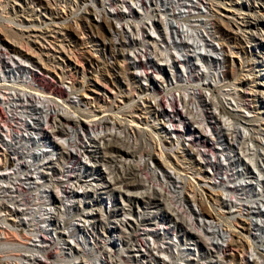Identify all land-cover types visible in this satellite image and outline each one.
<instances>
[{"label": "bare ground", "instance_id": "6f19581e", "mask_svg": "<svg viewBox=\"0 0 264 264\" xmlns=\"http://www.w3.org/2000/svg\"><path fill=\"white\" fill-rule=\"evenodd\" d=\"M32 1L36 6H40V10L33 11L36 22L44 21V26L51 28L52 36L49 35L51 48L48 50L45 48L48 51L45 61L50 67H43L38 61L32 60L33 67H27L12 56L15 53L27 62L30 60L25 55L27 53L23 54L17 47L0 46V71L5 77L2 78L0 75V92L4 90V94L7 95L4 100L0 98V121L7 126L8 121L22 120V115L28 113V109L40 108L38 104L47 109L45 123L41 126L37 122V117H33L34 125L21 124L37 134H43L45 130L43 126L46 125L51 129L53 137L65 140L60 147L52 146L57 158L43 164L49 170L41 172L44 183L56 186L61 198L52 200L53 204L60 203L57 205L59 208L57 217L50 212V216L46 218L38 216L44 210L47 211L44 209L47 202L43 200L42 195L31 194L29 199L16 201L17 205L20 202V205L27 206L26 209L13 210L8 202L2 201L0 205L5 217L4 223L0 225V248L15 247L21 252L25 251L16 260L18 262L16 264H95L88 259L91 254L98 256L94 259H101V264L154 262L161 264V261L157 262L152 254L151 246L147 248V242L141 232L143 230L150 234L154 229H150L149 226L161 220V217L150 212L134 215L120 210L119 214H122L123 219L119 220L125 222L126 228H123L119 243L111 239V244L108 245V240L98 233L90 251L85 244L82 247L79 240L89 229L88 223H93V227H97L103 225V222L110 221V216L100 210L96 212L98 215L96 216L91 212L73 213L71 212L73 206L65 208L63 199L78 196L86 200L88 192L84 196H79V192L61 188L59 185L64 182L83 181L86 183H82L84 186L97 187V192L94 191L97 195L118 191L128 197L126 202H133L134 196H140L147 206L170 207L169 209L174 212L172 215L175 236L186 245H189L187 241L190 240V245H195L196 248L201 247L202 243L207 244L208 250L204 254L212 264H250L246 254H254V261L263 264L264 250L260 247L264 245L261 236L264 235V227L261 224L253 226L252 218L261 219L264 217V211L251 205L250 199L255 196V203H259L257 198L259 195L255 193L250 179L247 183L241 181L253 178L254 174L245 158L250 162L255 161L256 165L260 162L264 164V117L249 118L244 114L245 110L257 111L258 95L259 93L264 95V83H261L264 80V47L257 43L255 32L253 33V29L264 23V16L256 11L264 6V0H258L259 2L256 0L255 4L251 2L247 6L240 0H106L109 5L131 8L130 14H127L129 19H136L133 15L134 10H138L133 8L135 5H141L140 9L144 11L145 19L132 22V27L121 32L114 29L113 21H125V13H120L117 8L111 17L100 15L94 4L87 3L88 0H83V7L71 0H46L53 5L48 11L39 0ZM104 2L101 1L102 5ZM8 4L9 0H0V9L3 10ZM222 4H226L227 7ZM81 10L86 14L94 12L97 15V24L100 20L111 28V31L108 29L110 34H105L110 35L108 43L113 45L112 59L116 60L113 63L96 64L93 59L79 55L67 43L69 35L64 31L62 22L70 19L76 31L82 36L83 44L92 47L98 44L94 24L90 22L89 16L79 14ZM56 17L64 21H58ZM216 18L224 19L244 44L254 46V50L259 54L258 58L250 61L231 45L226 51L222 43L226 39L222 38L214 26L213 21ZM9 28L7 32L10 37L17 40L27 51L34 53L37 49H34L33 43L39 42L41 36L44 39L47 36L41 32L33 33L32 28L20 32ZM153 30L157 31L160 38L152 35ZM25 32L29 35L28 39L31 37L36 41L28 40L24 36ZM113 35L118 37L113 38ZM126 47L132 48L135 58H147L146 62L139 63L138 59L131 62L130 55L124 51ZM152 56L165 61L164 64L173 70L172 77L156 78L160 85L151 82L148 89L143 88V84L140 87L135 85L127 94L118 92L112 93L111 96L93 83L107 75L113 80L119 73L126 77L128 71L136 75V78L141 77L150 82L152 80L150 73L160 71L159 64L151 58ZM121 57L124 65L117 61ZM196 57L209 67L208 73L205 71L201 73V69L192 60ZM87 60L96 65L93 70L85 67ZM232 64L237 69L233 77L229 78L221 69ZM88 80L92 84L86 86ZM101 82L102 85L109 86L107 81ZM66 88H69V91ZM110 90L114 91L113 88ZM79 92L83 94L79 95ZM207 92H210L211 96ZM72 95L74 97H71ZM135 97L138 98V102L134 100ZM127 99L132 100L131 106H128ZM153 100L156 104H153ZM177 104H182L186 112L179 111ZM119 113L123 114V117ZM80 115L88 116L90 119L83 120ZM143 119L146 120L147 126L153 125L158 131L151 130L153 140L143 135L145 156L135 159ZM180 124H183V129L179 128ZM170 127H174L175 130L171 131ZM7 130L9 133L12 132L10 128ZM81 131L84 134H81ZM18 134H21L19 127ZM159 137L165 138L172 145L179 143L181 157L177 155L175 158L181 170H176L174 175L173 173L170 175L174 179V184L171 185L159 179L158 173L150 171L151 168L149 169L145 162V159H148L144 158L146 156L151 157L155 154L154 156L162 158L167 154L165 149L168 147L164 146ZM185 138L199 158L191 156L186 147L188 145L182 143ZM154 144L156 145L153 150ZM20 148L24 149V142H16V148L9 146L0 151V156H3L0 169L7 166L20 167L13 172L18 176L14 192L22 195L24 192H32L33 189L38 190L42 182L35 179L28 170L34 166L35 153L25 152L29 149L20 152L17 150ZM219 151L222 154L228 152L227 164L219 161ZM21 153L28 155L32 160L25 161L21 158ZM10 154L16 155L17 158L10 157ZM82 154L91 161L112 164L108 166L107 175L96 176L97 174L87 172L79 160ZM130 157L134 161H129ZM63 164L68 166H62ZM169 164V169L173 170L174 168L170 167L171 163ZM59 170L60 177L53 178L55 171L59 173ZM259 171L264 176V170ZM14 199L11 198L10 202L15 204ZM184 201L198 207L199 210L193 207L187 210ZM66 218L78 220L77 224L75 222L78 226L77 231H68V224L64 220ZM41 219L49 224L48 229L42 228L39 224ZM200 220L204 224H200ZM235 226L249 231L250 235L253 231L257 233L253 238L246 237L237 231ZM15 228L20 232L17 243L25 235L24 242L19 243L20 245L10 240L16 236L13 230ZM162 228L168 230L171 226ZM77 233L81 236L80 239ZM156 234H160L159 231L154 233ZM212 237L223 240L226 246L216 243ZM60 241L65 243L66 248H62L63 251L59 249L58 253L55 251L54 254L52 250ZM72 242H76L78 248ZM119 245L120 248H125L122 251L125 254H120ZM190 259L193 260V257ZM259 260L262 263H259Z\"/></svg>", "mask_w": 264, "mask_h": 264}, {"label": "rangeland", "instance_id": "374dc122", "mask_svg": "<svg viewBox=\"0 0 264 264\" xmlns=\"http://www.w3.org/2000/svg\"><path fill=\"white\" fill-rule=\"evenodd\" d=\"M39 1L41 2L42 6L46 7L45 10L48 11V7L46 5L47 1H45V0H39ZM71 1L75 4L79 3L80 7H83V3H84L83 0H71ZM101 1L102 0H100V4L102 5ZM104 1H105L104 4L106 3L108 6L109 3L106 0H104ZM240 1L243 5L247 6V4L254 2L256 0H252V1L251 0H240ZM93 2L95 4H98L99 0H93V1L88 0L87 3L94 4ZM226 4H224V5L222 4V6L227 7ZM254 4H255V2H254ZM13 5H15V6H13ZM257 5H259V3H257ZM133 8H139L140 9L141 5L140 6L135 5ZM36 9L40 10V6H36L35 2L32 0H9L8 6L3 8V10L0 9V46L2 48H4V45L10 46V47H17L19 50H21V52L23 54L27 53L25 55L27 58L30 59L27 62H25V60L21 59L18 55H15V53L12 54V56L15 59H17L18 61H20L21 63H23L27 67H33L31 65V60L32 61H38L39 63L42 64L43 67H50V65H48V63L45 61V55L48 52L47 51L48 48L49 47L51 48V44H49V41H51L49 39V37L52 36V33L50 32L51 28L50 27L48 28V26H46V25L44 26V21H42V23L36 22V18H35V12H36L35 10ZM57 9H58V7L56 6V10ZM33 11H35V12H33ZM256 11L259 15L264 16V6L258 8V10H256ZM129 12H130V10L127 11V14H130ZM79 14H82V10H81V13H79ZM133 15H135L134 17L136 19H138V17L140 18V11L134 10ZM56 20L62 22V20H59L57 17H56ZM90 22H91V20H90ZM213 22L215 24L214 26H216V28H217L219 34L222 36V38L226 39L225 41H222L226 51L229 50L228 46L231 45V46H234L237 51H240L241 54H243L246 57V59H248L250 61L258 58L259 54H258V51L254 50V46H252V45L248 46L247 44H244L243 41H240L239 38L234 34V32H232L230 25L224 19L216 18V20H214ZM62 24H64L63 25L64 31L69 35V41L67 43L79 55H84L87 58L93 59L94 63H96V64L98 62L103 63V64L104 63L109 64V63H113L114 61H116V60L112 59L113 54H114L113 45L111 43H108V42H110V35L103 33V30L105 28L109 27L107 23L102 22L100 20L98 21V24L92 23V24H94L93 26L95 27V39L99 44V45L97 44L96 47H92L90 45L87 46V45L83 44L82 36L79 35L78 31H76L75 27L73 26L72 20L66 19L65 22H62ZM8 26L11 28H9ZM113 26L115 28L118 27V20L113 21ZM8 28L17 30L19 32H20V30H23V29L28 30V28L29 29L32 28L33 33L35 32L38 34V32H41V33H44L43 34L44 36L45 35H47V36L45 37V39L41 36V39H43V40L38 39L39 42H37L34 38L29 37L30 40L36 41V43H33V45L35 46L34 49L35 48L37 49L34 53L32 51H27L26 48H24L17 40H15L13 37H10L9 33L7 32ZM108 29H109V31H111L110 27ZM154 31H155V36L160 38L157 31L156 30H154ZM33 33H32V35H33ZM253 33H254L255 37L257 38V43L261 44V46L263 45V47H264V23L258 25L255 29H253ZM24 36H26V38H27L29 35L27 32H25ZM46 39H48V40H46ZM104 39H106V40H104ZM105 42H106V44H105ZM42 43H44V44L42 45ZM45 48H47V50ZM94 50L96 51V54H95L96 56L93 53ZM126 52H128L127 54L130 55L131 62H134L135 59H138L139 63L140 62H146V60H147V58H145V57H141L140 59L135 58V52L133 53L132 50H130V49H126L125 53ZM203 52H205V50ZM42 57H44L43 58L44 60L42 59ZM151 58L155 59V62H157L159 64L158 66L160 67V71H152L151 72L152 80L150 82L144 80V78H141V77L136 78V75H132V73H130L128 71V74H127L128 76L125 77L124 74L119 73L115 80H113V78L108 76V75L103 79L101 78L102 81H105V82L107 81L109 83V86L102 85L101 80H98V79L93 81V83L97 84L98 88H100L103 92L104 91L107 92L111 96L114 93H118V92L127 94L129 92V89L135 85H138L140 87V85L143 84V86H144L143 88H145V89L149 88L151 82L153 84L160 85V81H158V80L156 81V78L159 77L161 79L163 76H167V77L171 76L172 77L173 70L171 67L167 66V64L165 65L164 61H160V62H162V64H160L157 61L158 59L154 58V56H152ZM192 60H193V62H195V64L198 65L199 69H201V73L203 71H205L206 73L209 72V70H208L209 67L206 66V64L203 61L199 60L198 57L193 58ZM117 61L120 64L124 65V60L122 57L119 58V60H117ZM94 63H90V61L87 60L85 62V67L88 68L89 70H93L94 67L96 66V65H94ZM111 65H113V64H111ZM178 65L181 66V64H178ZM236 69H237V67L234 64H232V65H228L227 67H223L221 69V72L224 75H226L227 77L232 78L233 75L235 74ZM255 69L256 68H254V70ZM0 75L2 78H5L4 74L1 73V71H0ZM210 77H211V75H210ZM209 80L211 81L212 79L209 78ZM262 81L263 82H261V81H259V82L264 83V80H262ZM213 82L216 83L215 81H213ZM91 84H92V82H89V80L86 81V86H89ZM112 88L114 91L110 92L111 91L110 89H112ZM66 90L69 91V88H66ZM3 91L4 90L1 91L2 93L0 92V98L4 100L5 98H7V95H5ZM263 92H264V89H263ZM82 94H83L82 92H79V95H82ZM207 94L209 96H211L210 92H207ZM71 97H74V96L72 95ZM74 100L76 102L78 101L76 98ZM134 100L136 102H138V98L135 97ZM127 101H128V106H131L130 104L132 103V100L127 99ZM258 101L259 102H257V105L259 107L256 109L257 111H254V112H249L247 110L244 111V114L247 117H249V118L264 117V95L262 93H259ZM68 103L71 104V102H68ZM153 104H156V102H154V100H153ZM37 106H40V108L36 107V108H31V110L28 109L29 110L28 113H24L22 115L24 117V119L26 118L24 124L27 125L29 123L31 125H34L35 120L33 119V117H37V122L39 123L40 126L45 123V116L48 113L46 111L47 109L40 104H38ZM176 107H177V109H179V111L186 112V109L183 108L182 104H180V105L177 104ZM157 108H159V107H157ZM31 112H33V113H31ZM26 114L28 116H26ZM119 115L123 117V114L121 115V113H119ZM81 118L83 120H89L90 119L88 116H84V115H82ZM144 120L145 119H143V121L141 122L142 124L140 125V129L142 130V133L140 134V137H138L139 149L137 150L135 159H139L141 156H145L144 145L142 144L143 143V135L144 136L147 135L149 138H151L153 140L154 138H152V135L150 133L151 130L153 132L158 131V129L154 128L153 125L147 126L146 120L145 121ZM144 124L146 125V127ZM166 126H168V124H166ZM179 126H178L179 128L183 129V127H182L183 124L182 125L180 124ZM196 126H198V125H196ZM43 127H45L43 134H39V133L37 134L33 130H27L24 127H19V132L21 134L27 135V141H32V149H31L32 151H30V150L25 151V149H23V148H20L21 150L17 149L20 152L25 151V152H29V153L30 152L35 153V155H33V158L35 161L34 166L30 167L28 170H29V172H31L33 174V176H35V179H37L39 182H42L41 185L39 184L40 187L38 190L33 189L32 192L31 191L30 192L28 191L27 193L24 192V193H22V195L15 193L14 188L16 186L15 185L16 182L18 181V176L13 174V172L17 171L18 168H20V167L10 168V166H7L4 169H0V201H1L0 203H2V201L8 202V205L13 210L16 208H20V209L25 208L26 209L27 206L20 205L21 204L20 202H18L19 205H17L16 201L17 200L20 201L23 198L29 199V196L31 194L42 195V196H44L43 200H45L47 202V205L44 207V209H47V211L44 210L42 213L38 214L39 218H46L47 216H50V212L53 215L55 214L54 216H56V217L58 215V212H59L58 209L59 208L57 205H60V203L59 204H57V203L53 204L52 203V200L56 201V199H58V197H59V194L57 192L58 191L57 187L54 186L53 184H50L47 182L44 183V180L41 178V176H42L41 172L45 173L49 170L43 164L50 162L51 160L55 161L57 158L56 153L53 152L52 146L55 145V146L60 147L62 145V142L65 141L63 139H57V138L53 137L52 133H50L51 129H48L46 125H44ZM4 128H7L6 124H4L2 121H0V133H3V135L5 134V132L7 133V131H5V132L3 131ZM170 128H171V131L175 130L174 127H170ZM193 128H196V127H193ZM7 129H9V127ZM210 133H211V131H210ZM81 134H84L83 131H81ZM33 138H35V139H33ZM158 139H160V141L161 140L165 141L163 144L166 148L168 147L167 149H165V150H167V152H166L167 154L164 153L165 155L162 158L154 156L155 155L154 154L152 156V159H145V162L149 165V169L150 168L155 169L154 171H157L159 173V179L161 178V179H163V181L165 180L166 182H169L171 185V184H174V179H172V177L170 175L172 173H173L172 175H174V172L176 170H179V171L181 170L180 167L177 165V160L175 158V156H177V155L179 157H181V152L178 150L179 149V143H175L172 145L169 141H166L165 138H163V137H161V138L159 137ZM182 143L183 144L185 143L186 145H188L186 147H187V150L190 151L192 157L199 158L194 153V150L192 149V147L189 146L190 143L186 140V138L183 139ZM155 145L156 144H154L152 146L153 150L155 148ZM0 146H2L1 140H0ZM17 147H19V146H17ZM199 149L205 150V148H202V147H199ZM37 152L39 153L40 156L36 155ZM151 153H154V152H151ZM226 153L222 154L219 151V161H221V163H223V164H225L227 162L226 160L228 158V152H226ZM229 154H231V153H229ZM20 155H21V158H24L25 161H27V159H28V161L32 160V158H31V160H29L30 157L28 158V155H26V154L24 155L21 153ZM99 155H102V154H99ZM231 155L233 156V154H231ZM10 157L17 158V156L14 154H10ZM1 160H3V156H0V161ZM79 160L81 161V165H83V167H85L87 172L92 173V174H97L96 176H99L100 174L107 175L108 166H112V164L109 165L110 163H108V164L106 162L103 163V161H102V164L100 162H96V160H93V159H92L93 161H91L88 157H86L83 154L79 157ZM213 160H215V159L213 158ZM129 161H134V160L132 157H130ZM245 161L247 163H249L250 170L252 172H254V174H253V178H246L247 181L242 180L243 182L241 181V183H247L248 179H250L249 182L253 186L255 193H257L259 195V196H257V198L259 199L258 200L259 203L258 204L255 203V198H256V196H255V198L250 199L251 205L254 206L256 209L260 208L261 210L264 211V202H262V201H264V176L259 171L260 169L264 170V164H262L260 162L259 164L257 163V165H256L254 163L255 161L250 162V160L247 158H245ZM169 163H171L170 167L174 168L173 170L169 169V165H170ZM55 166L58 168L57 165H55ZM62 166H68V164H65V165L63 164ZM59 169H60V167H59ZM57 171H55V177H53V178L58 179V177H60V170H59V173ZM151 171H153V170H151ZM125 172H127V171H125ZM62 177H64V176H62ZM53 182H55V181H53ZM82 183L86 184L83 181H80V182L79 181H73V182H66V183L64 182V183H61L59 185L60 187L62 186L61 188H66V189L68 188L69 190L73 189L74 191L79 192L78 193L79 196H84V194H86L88 192V196H87L86 200L83 199V200H85V204H84V201L78 196H75L74 198L63 199L64 205H66L65 208L67 206L68 207L73 206L72 207L73 209H71V212H73V213H76L79 211H81L82 213L91 212L92 215L94 214L96 216H98L96 214V212L98 210H100V211H102V213H105L106 215L110 216L109 222H103V225H99L97 227H93V223L92 224L88 223L89 229L86 232H84L85 236H83L82 238L79 235V233H77L79 235V239L80 238L82 239V240L81 239L79 240V243L82 245V247H84V244H85L90 251V249L93 247V245L95 243L96 235L98 233L103 235V238L108 240L107 241L108 245L111 244V239H115L117 241V243H119V237L124 232L123 228H126L125 224H124L125 222L119 220V219H123L122 214H119L120 210H123L127 213H133L134 215L150 212L152 214L154 213L158 217H161V220H159L157 222V224H153V225L151 224L149 226L150 229H154V231H151L150 234L149 233L147 234L143 230H141V232H143L142 234L145 237V240L147 242V244H146L147 248H149L151 246L152 254L157 259L156 260L157 262L161 261V264H212L211 262H209L208 258L204 254L208 250L207 244L202 243L201 247L196 248L195 245H192V244L190 245V240L187 241V244H189V245H186V243H181L179 238L175 236L174 227H173L175 225L173 223L174 222V215H172L174 212L172 211V209H169L170 207L165 208V207H167L165 205H162V208L156 207L154 205L153 206H147L142 202V200L140 199V196H134L133 202H126L128 197L120 194L118 191H115V192L110 193V194H103V195L102 194L100 195L98 193V195H97V194H95V192H97V190H98L97 187L92 186L90 188V186L85 185L86 187H89V188H86ZM199 183H202V181H199ZM51 185H53V186H51ZM101 191L102 190H99V192H101ZM207 193H209L208 190H207ZM11 198H15L14 199L15 204L10 202ZM59 198H61V197H59ZM183 204L185 205V208L187 210L192 208V207L196 210H199L198 207H196L194 205L192 206L191 203H188L186 201H184ZM162 209H164V210H162ZM48 213H49V215H47ZM4 214L5 213H4V211L0 205V223H1L0 225H2L4 223V221H3V218L5 217ZM43 214H45V215H43ZM27 217L29 218L31 216H26V218ZM64 220L68 224L67 225L69 228L68 231H77L78 226L76 224H77L78 220L75 219L73 221V220L67 219V218ZM252 220H253L252 221L253 226L255 224H261L264 227V217H262L261 219L253 217ZM75 222H76V224H75ZM199 222H200V224H204V222L202 220H200ZM39 224L42 226V228L48 229L49 224L44 222V220L41 219V221H39ZM163 226H171V229H168V230L163 229L162 228ZM235 229L237 231H239L240 233L244 234L246 237L250 236V238H253L254 234L257 233L256 231H253L252 234L250 235L249 231L243 230L239 226H235ZM13 230H14L16 236L12 237L10 240L14 244L20 245L22 242H24L25 235L23 234L24 237H22L23 235H21L22 240H19V242L17 243V240L20 239V235L18 234L20 232H18L16 230V228ZM158 231L160 234L154 235V233H156ZM261 236H263V239H264V235H261ZM212 238H213V241H215L216 243H219L223 246H226V243L223 240L217 239L214 237H212ZM72 244L75 247H77L76 242H72ZM62 248H66V245L64 242L60 241L57 245L54 246L52 251L55 254V251L58 253L59 249H60V251H63ZM118 248H120V245ZM260 248H261V250H264V245L261 246ZM120 249H121L120 254H123L124 252H122V251H124L125 248L121 247ZM23 252H25V251H23ZM23 252L19 251L15 247L7 248V249H6V247H1L0 248V264H3V263L4 264H8V263L9 264H16V263H18L16 260H18L21 257V253H23ZM235 254L238 255V253H236V252H235ZM246 256H247L248 262L250 264H258L254 261L255 260L254 254L253 255L246 254ZM95 257H98V256L91 254V255H89L88 259L95 262V264H101V262H102L101 259H98L100 262L99 263L98 260L94 259ZM192 257H193V260L190 259ZM43 258H45L44 254H43ZM259 263H262V262L259 260ZM153 264H156V262H154Z\"/></svg>", "mask_w": 264, "mask_h": 264}, {"label": "built area", "instance_id": "2783aa9c", "mask_svg": "<svg viewBox=\"0 0 264 264\" xmlns=\"http://www.w3.org/2000/svg\"><path fill=\"white\" fill-rule=\"evenodd\" d=\"M46 1V0H45ZM91 1H93V0H91ZM94 3V2H93ZM95 4V3H94ZM47 5V7L48 8H53V5L51 4V3H47L46 4ZM95 6H96V9H97V11L99 12V14L100 15H108V16H111L112 17V13L113 12H116V10L118 9V11L120 12V13H125V21H118V27L117 28H114L115 30H117V31H122V30H124V29H126V28H128V27H132V22H136V21H139V20H141V19H145L144 17H145V15L143 14V10H141V9H139V8H135V9H138V10H140V18H138V19H129L128 17H127V10H129V9H131V8H129V7H126V6H120V5H108L107 6V4L105 3V4H103L102 6H101V4H100V0H99V3L98 4H95ZM117 8V9H116ZM133 9V8H132ZM82 14L83 15H87V16H89V19L91 20V22L92 23H96V17H97V15L94 13V12H90L89 14H86V13H83L82 12ZM129 21V22H127V21ZM148 20V19H147ZM63 21V20H62ZM112 30H113V28H112ZM103 33H108V34H110L109 33V31H108V28H105L104 30H103ZM145 34V33H144ZM152 34V33H151ZM152 35H154L155 36V31L153 30V34ZM115 37H118V35H113V38H115ZM157 38H159V37H157ZM88 46V45H87ZM126 49H130V50H132V48H124V51L126 50ZM95 51V50H94ZM93 51V53H94V55L96 54V51L94 52ZM133 51V50H132ZM173 51H175V50H173ZM126 53H128V52H126ZM96 56V55H95ZM128 56H129V54H128ZM159 63H162V62H160L161 60H157ZM165 62V61H164ZM150 75H151V73H150ZM155 77V76H154ZM30 117V116H29ZM26 119V118H25ZM25 119H24V117H23V119L22 120H18V121H8L7 122V128L9 127L10 129H12V132L11 133H9V131L7 130V128H4L3 129V131L5 132V131H7V133L5 132V134L3 135V133H0V140H1V142H2V146H0V151L2 150V151H4V149L6 148V147H9V146H12V147H15L16 148V142H24V149L26 150V149H29L30 151H32L31 149H32V141H26V134H18V127H24V126H22V124L21 123H25ZM6 129V130H5ZM14 130V131H13ZM33 139H35V138H33ZM162 141V143H164L165 141H163V140H161ZM144 144V143H143ZM21 150V149H20ZM1 151V152H2ZM35 152V151H34ZM38 153V152H37ZM29 158V157H28ZM144 158H148V159H152V156L151 157H144ZM27 159V158H26ZM28 160V159H27ZM29 160H31V157H30V159ZM101 164H102V162H100ZM164 165V164H163ZM151 170H155V169H150V171ZM157 172V171H156ZM158 173V172H157ZM158 178H159V173H158V176H157ZM161 179V178H160Z\"/></svg>", "mask_w": 264, "mask_h": 264}]
</instances>
